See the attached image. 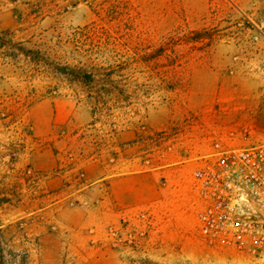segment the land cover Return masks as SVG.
Masks as SVG:
<instances>
[{
    "label": "rangeland",
    "instance_id": "1",
    "mask_svg": "<svg viewBox=\"0 0 264 264\" xmlns=\"http://www.w3.org/2000/svg\"><path fill=\"white\" fill-rule=\"evenodd\" d=\"M4 34L0 264H264L196 233L193 190L264 141V0H0Z\"/></svg>",
    "mask_w": 264,
    "mask_h": 264
},
{
    "label": "built area",
    "instance_id": "2",
    "mask_svg": "<svg viewBox=\"0 0 264 264\" xmlns=\"http://www.w3.org/2000/svg\"><path fill=\"white\" fill-rule=\"evenodd\" d=\"M196 233L221 247H264V141L238 148L216 142L193 177Z\"/></svg>",
    "mask_w": 264,
    "mask_h": 264
},
{
    "label": "trees",
    "instance_id": "3",
    "mask_svg": "<svg viewBox=\"0 0 264 264\" xmlns=\"http://www.w3.org/2000/svg\"><path fill=\"white\" fill-rule=\"evenodd\" d=\"M8 41L6 39L5 34L3 36H0V53L2 55H6V53L8 52V47H7ZM67 71V73L71 74L72 70L71 69H65ZM74 72V71H73ZM79 74V73H77ZM106 76H110L111 75V71H109L108 73H105ZM73 76V75H72ZM75 80L73 79V82L80 84L82 87H84L87 91V99L91 100L92 98H94L93 96V85L95 84V75L92 73H83L81 75H75ZM72 80V79H70ZM97 98V97H96ZM6 198L5 197H1L0 198V205L6 203Z\"/></svg>",
    "mask_w": 264,
    "mask_h": 264
}]
</instances>
